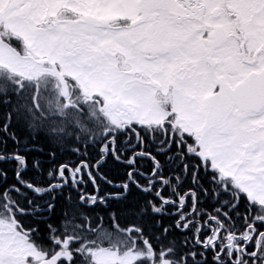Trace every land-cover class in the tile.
I'll return each mask as SVG.
<instances>
[{
	"label": "snow or ice",
	"instance_id": "obj_1",
	"mask_svg": "<svg viewBox=\"0 0 264 264\" xmlns=\"http://www.w3.org/2000/svg\"><path fill=\"white\" fill-rule=\"evenodd\" d=\"M0 264H264V0H0Z\"/></svg>",
	"mask_w": 264,
	"mask_h": 264
},
{
	"label": "flooded vegetation",
	"instance_id": "obj_2",
	"mask_svg": "<svg viewBox=\"0 0 264 264\" xmlns=\"http://www.w3.org/2000/svg\"><path fill=\"white\" fill-rule=\"evenodd\" d=\"M65 87H66V90H65L64 87H60L61 91L59 93H57V94L55 93L56 94V99L59 98L60 94H63L65 99L63 101L59 100V102L60 103L62 102V104H64V107H75V102H76L77 98L72 95V86L71 85H65ZM53 91H54V88H53ZM52 93L53 92H51V98H52ZM51 98L46 103H49L50 107L56 108L57 106L52 105V99Z\"/></svg>",
	"mask_w": 264,
	"mask_h": 264
},
{
	"label": "rangeland",
	"instance_id": "obj_3",
	"mask_svg": "<svg viewBox=\"0 0 264 264\" xmlns=\"http://www.w3.org/2000/svg\"><path fill=\"white\" fill-rule=\"evenodd\" d=\"M43 71H45V72H47L48 70H43ZM56 91V89H55V87H54V91H53V93H52V105H54V106H58V105H60V106H63L64 107V104H62V102L60 103L59 102V98L58 99H56V94H57V91ZM61 91V89L59 90V92ZM56 93V94H55ZM50 99H48V100H46V102H48ZM54 100V101H53ZM61 101V100H60ZM48 105H49V103H47Z\"/></svg>",
	"mask_w": 264,
	"mask_h": 264
},
{
	"label": "trees",
	"instance_id": "obj_4",
	"mask_svg": "<svg viewBox=\"0 0 264 264\" xmlns=\"http://www.w3.org/2000/svg\"><path fill=\"white\" fill-rule=\"evenodd\" d=\"M52 92H53V89H52Z\"/></svg>",
	"mask_w": 264,
	"mask_h": 264
}]
</instances>
